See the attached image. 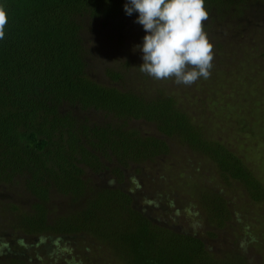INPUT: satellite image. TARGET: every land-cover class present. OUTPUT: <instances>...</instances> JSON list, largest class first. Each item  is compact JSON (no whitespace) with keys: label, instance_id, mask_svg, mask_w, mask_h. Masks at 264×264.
<instances>
[{"label":"trees","instance_id":"1","mask_svg":"<svg viewBox=\"0 0 264 264\" xmlns=\"http://www.w3.org/2000/svg\"><path fill=\"white\" fill-rule=\"evenodd\" d=\"M125 3L0 0L8 16L0 39V187L11 191L1 193L9 231L0 235V264H53L61 244L74 250L73 264H252L228 233L225 247H214L234 217L222 189L202 194L194 211L179 206L180 216L168 212L172 198L148 195L143 161L170 153L169 138L209 157L255 203H264V183L174 95L151 96L139 85L149 76L127 58L146 32ZM205 9L208 38L229 20L264 27V0H205ZM111 49L119 55L112 63ZM136 121L154 133L132 127ZM187 214L194 229L183 224Z\"/></svg>","mask_w":264,"mask_h":264},{"label":"rangeland","instance_id":"2","mask_svg":"<svg viewBox=\"0 0 264 264\" xmlns=\"http://www.w3.org/2000/svg\"><path fill=\"white\" fill-rule=\"evenodd\" d=\"M251 27H256L255 21L242 26L236 20H229L210 29L213 61L208 79L201 77L193 85L185 86L176 84L174 78L156 80L149 76L146 80L139 78V85L143 84L144 90L151 96L159 93L174 95L179 105L192 115L194 122L203 127L207 136L222 140L235 150L264 183V27L256 30ZM222 42L224 48L217 54L218 44ZM134 49H131L133 55L127 59L132 61L134 70H138L143 54ZM116 51L111 49L108 52L111 63L119 56ZM226 56L230 63H226ZM131 126L154 133L152 125L144 121L133 122ZM169 144L172 148L170 153L153 161H143V173L148 176L145 177V187L152 191L151 194L146 193L150 197L161 194L172 198L176 206L169 207L168 212L172 214L175 211L174 214L180 216L186 212L183 209L177 212L179 206L191 209L194 204L200 208L202 194L208 196L211 187L222 189L232 206L234 217L231 228L220 233L219 239L213 243L214 247L216 250L225 247L222 234L228 233L234 241L238 239L237 243H246L252 264H264V203L252 201L240 182L224 181L209 157L192 151L178 138H169ZM10 192L0 187L1 210V193L9 197ZM1 210L0 235L9 231L3 216L7 211ZM192 216L194 222L197 217L195 214ZM183 224L192 229L195 227L189 214L183 219ZM201 233L208 237L206 232ZM64 246L61 244L60 250L57 248L51 253L56 258L53 264L73 262L74 250L69 251L70 245ZM42 256L45 257L44 254ZM52 257L45 259L51 260ZM36 261L35 264H40Z\"/></svg>","mask_w":264,"mask_h":264},{"label":"clouds","instance_id":"3","mask_svg":"<svg viewBox=\"0 0 264 264\" xmlns=\"http://www.w3.org/2000/svg\"><path fill=\"white\" fill-rule=\"evenodd\" d=\"M124 11L138 13L135 23L146 35L142 45V73L156 79H172L176 84L191 86L211 75L213 45L204 31L208 19L205 0H127ZM8 16L0 6V39L4 38ZM254 239V238H253ZM246 248V243H241Z\"/></svg>","mask_w":264,"mask_h":264}]
</instances>
